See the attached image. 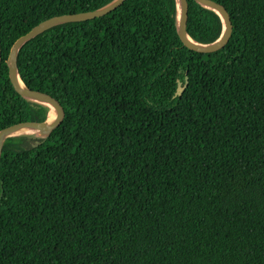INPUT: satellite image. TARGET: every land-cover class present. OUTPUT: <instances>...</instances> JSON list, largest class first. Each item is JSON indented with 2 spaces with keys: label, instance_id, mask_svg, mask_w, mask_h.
Here are the masks:
<instances>
[{
  "label": "trees",
  "instance_id": "trees-1",
  "mask_svg": "<svg viewBox=\"0 0 264 264\" xmlns=\"http://www.w3.org/2000/svg\"><path fill=\"white\" fill-rule=\"evenodd\" d=\"M113 0H0V130L49 106L8 78L14 41L58 15ZM188 1L187 34L220 15ZM232 33L200 53L177 0H125L51 27L17 52L30 89L57 97L50 134L0 155V264H264V0H215Z\"/></svg>",
  "mask_w": 264,
  "mask_h": 264
},
{
  "label": "water",
  "instance_id": "water-1",
  "mask_svg": "<svg viewBox=\"0 0 264 264\" xmlns=\"http://www.w3.org/2000/svg\"><path fill=\"white\" fill-rule=\"evenodd\" d=\"M125 0H113L109 4L105 5L102 8H99L94 11H85L78 13L63 14L58 16L50 17L38 25L34 26L30 31L24 35L18 37L11 46L7 65H8V78L10 83L13 85L15 91L21 95L23 98L29 99L34 102L42 103L55 106L58 110V115L55 121L51 122L48 120V116L45 120H29L21 121L12 125H9L0 130V155L3 150V145L5 140L8 137L15 136L14 133L21 127H34L38 129L39 134L48 135L50 134L57 126H59L64 117H65V106L57 97L44 93L41 91L33 90L28 88L20 79L17 72V52L18 49L29 39L35 37L36 35L44 32L45 30L54 27L56 25L75 22V21H85L94 19L100 16H103L110 11L119 7ZM201 5L215 10L221 17L223 23V31L221 36L213 43L210 44H200L192 40L187 34V18H188V1L179 0L180 4V14H178V33L183 44L195 51L200 53H209L214 52L222 48L230 38L232 33V21L230 15L226 8L215 0H195ZM178 6V1H177ZM0 63H1V46H0ZM22 85H20V82ZM50 110V108H49Z\"/></svg>",
  "mask_w": 264,
  "mask_h": 264
},
{
  "label": "bare ground",
  "instance_id": "bare-ground-1",
  "mask_svg": "<svg viewBox=\"0 0 264 264\" xmlns=\"http://www.w3.org/2000/svg\"><path fill=\"white\" fill-rule=\"evenodd\" d=\"M177 1H178V14H180V4H179V0ZM19 82L20 85H22L21 81ZM57 115H58L57 108L51 105L48 113V120L51 122L55 121ZM22 134H38V129L34 127H21L14 133V135H22Z\"/></svg>",
  "mask_w": 264,
  "mask_h": 264
}]
</instances>
